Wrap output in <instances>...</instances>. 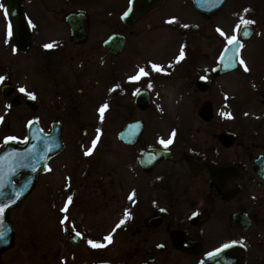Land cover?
Masks as SVG:
<instances>
[{"label":"flooded vegetation","instance_id":"obj_1","mask_svg":"<svg viewBox=\"0 0 264 264\" xmlns=\"http://www.w3.org/2000/svg\"><path fill=\"white\" fill-rule=\"evenodd\" d=\"M164 2L132 24L120 19L122 25L132 27ZM127 7L128 3L124 10ZM68 11L85 16V30L80 37L73 36L64 18ZM68 11L63 14L60 32L49 34L46 39L38 37L30 24L31 45L25 51L18 48L23 52L35 50L34 54L45 60L44 68L49 75L60 77L49 80L46 86L47 94L55 100L54 112L44 118L48 128L43 130L49 131L52 122L58 121L63 138L69 116V126H78L81 132L71 144L76 153H86L94 147L96 152L101 144L93 147L94 138L86 139L91 136L86 126L101 124L105 119L88 118L89 105L96 104L97 108L110 103L127 110L131 104L141 111L154 105L160 115L150 133L144 118L134 116L123 121L115 137L126 148L140 144L133 153L124 149L113 151V141H106L113 171L119 168L121 171L115 177L111 175L108 184L114 187L110 188L113 191L105 203L112 202L117 208L114 216L108 218L107 227L100 223V228L93 231L92 242L104 245L108 242L105 237H121L114 247L122 253L139 254L138 264H264V66L255 68L252 62L248 64L246 56L254 28L250 37L241 41L234 66L226 69L220 66L218 58L230 37L214 56L209 53L205 38L201 42L170 40L161 45L164 52L160 54L141 53L147 48L145 42L141 40L131 49L129 33L123 28L110 23L104 33L95 34L86 9ZM113 33L123 36L117 53L104 45ZM49 44L53 47H44ZM241 60L245 63L241 64ZM135 61L134 67L143 68L147 75L138 79L141 86L130 97L128 89L136 82L130 78L139 74V70L135 73L136 70L130 69ZM153 65L160 71L153 70ZM232 72L239 74L230 77ZM4 83L13 87L12 93L6 95L11 103V98L17 95L15 87L5 79L0 84L1 93ZM117 88H120L118 96L114 94ZM139 90L147 91L149 105L145 109L135 102ZM34 104L35 109L28 107L36 111V98ZM35 116L29 120L36 119L41 124L40 115ZM135 118L142 121L141 133L134 143L123 142L117 133L125 122ZM169 139L172 142L165 147L161 141ZM66 147L63 138V148L58 153L70 146ZM149 147L160 148L162 152L144 153ZM124 171L130 174V179ZM21 176L23 172L14 181ZM13 227V245L0 252V264H16L11 253L16 243L14 221ZM100 248L110 252L109 248ZM93 263L127 264L106 260Z\"/></svg>","mask_w":264,"mask_h":264},{"label":"rangeland","instance_id":"obj_2","mask_svg":"<svg viewBox=\"0 0 264 264\" xmlns=\"http://www.w3.org/2000/svg\"><path fill=\"white\" fill-rule=\"evenodd\" d=\"M4 1L0 0V5H3V8H0V77H3L0 84L9 79L15 87L14 93L21 101L11 104L10 97L0 92V143L8 137L23 141L27 121L34 114L40 115L42 128H48L44 118L48 113L54 112L52 101L55 98L47 94L46 86L49 80L60 79L59 76L49 75L44 68L45 60L37 53L34 54L35 50L23 52L14 46L9 34V21L4 13ZM127 3L128 0H27L23 2V9L33 32L41 39L60 32L59 29L64 26L63 14L66 11L84 8L89 12L95 34L104 33L107 26L112 23L129 33L128 45L131 49L133 45H138L143 40L147 46L145 43L143 45L147 48L141 53L155 55L164 52L161 45L170 40L174 43L181 39L187 42L189 40L201 42L205 38L209 53L214 56L222 43L236 34L238 25L251 21L255 33L248 42L250 45L249 52H246L248 64L249 61L252 62L257 69L264 66V54H261L264 51V0H225L217 11L208 16L201 15L192 6L191 0H165L158 9L134 23L132 27L122 25L120 20ZM135 57L139 58L137 54ZM134 64L137 62L131 63L130 69L136 70L137 73L139 69L137 65L134 67ZM238 74L232 72L229 76ZM135 81L133 88L128 89L130 97L141 86L138 80ZM20 89L24 91L21 92ZM119 89H115L114 92L117 96ZM26 95L35 96L38 105L36 111L23 103ZM95 105L88 106L87 117L105 120L102 121L103 124L93 123L86 126L91 135L86 139L90 140L93 137L96 140L95 146L97 144L101 146L96 152L95 147L91 148L89 155L76 153L71 144L74 143L76 135L81 134L80 127L69 126L68 116L65 120L63 138L67 142V147H70L68 149L66 147L67 150L58 153L49 161L48 169L40 175L38 183L27 199L11 213L16 230V243L11 253L16 264H92L99 260L138 264L140 261L139 254L122 253V250L114 247L121 242V237L111 238V242L108 241L102 246L109 248L110 252L93 247L89 241H93V231L100 228V223L105 227L109 225L108 218L114 216L113 212L117 208L112 202L105 203L113 191L110 188L114 187L108 184L111 175L115 177V173L121 171V168L113 171L106 141H113V151L123 149L131 153L137 151L140 147L138 143L129 148L118 143L116 131L125 119L135 116L147 121L146 129L147 133H150L157 125L159 110L152 105L141 111L132 108L131 104L130 108L122 110L121 106L109 103L101 118L98 111L101 106L95 108ZM67 114L69 115L68 112ZM124 174L130 179L129 173L124 171ZM69 197L72 198L70 202ZM66 203L67 210L61 211ZM62 220L65 221L63 224ZM67 227L81 233L82 237L78 243L72 244L68 240L64 231Z\"/></svg>","mask_w":264,"mask_h":264},{"label":"water","instance_id":"obj_3","mask_svg":"<svg viewBox=\"0 0 264 264\" xmlns=\"http://www.w3.org/2000/svg\"><path fill=\"white\" fill-rule=\"evenodd\" d=\"M24 0H5L4 11L8 13L9 26L14 44L22 50H28L31 45V26L26 18L22 6ZM163 0H129L128 8L121 14V19L126 24H132L134 20L142 17L151 8L162 3ZM224 0H192L194 6L204 15H209L217 11ZM69 23L73 36L80 37L85 30V16L83 13L68 11L64 15ZM247 35H244V32ZM253 28L249 23L240 25L237 33V41L233 44L224 45L220 52L218 61L222 68H232L235 64L242 39L248 38L252 34ZM123 36L113 33L105 40L104 45L113 53L118 52ZM13 87L10 83H4L1 91L4 95H10ZM19 97L14 95L11 98L12 104L19 102ZM35 98L27 95L24 103L35 109ZM136 104L145 109L149 105L147 91L139 90L135 97ZM142 129V121L138 118L131 119L122 125L117 135L119 139L126 143H134L139 137ZM63 148L61 136V125L58 121H53L48 132L43 131L36 119L27 122L26 137L23 142L16 140H6L0 148V206L5 207L2 217H0V252L11 247L14 241V228L11 219V210L21 204L23 199L34 189L41 173L47 169V161ZM157 147H149L144 153H161ZM23 176L18 181L14 177ZM77 231L68 228L67 236L72 243H77L81 235ZM105 264V263H97Z\"/></svg>","mask_w":264,"mask_h":264},{"label":"snow or ice","instance_id":"obj_4","mask_svg":"<svg viewBox=\"0 0 264 264\" xmlns=\"http://www.w3.org/2000/svg\"><path fill=\"white\" fill-rule=\"evenodd\" d=\"M0 8H3V5H0ZM7 15H8V13H7V11H6V12H5V16L7 17ZM170 22H171V21H170ZM244 23H252V22H251V21H245ZM185 27H186V26H185ZM239 27H240V26L238 25L237 28H239ZM218 31H219V29H218ZM9 34H11V29H10V27H9ZM221 34L223 35V33H221ZM247 34H248V33L245 31V32H244V35H247ZM236 41H237V37H236L235 35H233L232 37L229 38V40H228L227 42H228V44H233V43H235ZM44 47H46V48H51V47H53V45L49 44V45H45ZM181 55H183V49L181 50ZM240 63L243 64L244 62L241 60ZM152 67H153V70L160 71V68H159L158 66L153 65ZM247 70H248V69L245 68V71H247ZM144 75H147V73L145 72V70H144L143 68H141V69H139V74H138L137 76H135V77L130 78V79H132V80H138V79H140L141 76H144ZM2 80H3V77H0V81H2ZM20 91L23 92L24 89H20ZM106 108H107V104H105V105H103V106H101V107L99 108L98 111H99V113H100V115H101V118H103V113H104V111H105ZM98 131H99V130H98ZM173 135H174V133H173ZM7 139H8V140H11V139H14V138H7ZM171 142H172L171 139H169L167 142L161 141V143H164L165 147H167V145L170 144ZM95 144H96V140L93 141V147L95 146ZM89 154H91V149H90L88 152L85 153V155H89ZM132 195H134V194H132ZM132 195L129 196V199L132 198ZM71 199H72V198L69 197V198H68V201L70 202ZM5 207H7V205L0 206V217H2V215H3V213H4V210H5ZM66 210H67V203H66V205H65V208L61 209V211H66ZM193 215H196V214L194 213ZM126 218H127V214H126ZM64 222H65L64 220L61 221L62 224H63ZM123 223H124V220H121V221H120V224H123ZM0 224H2V221H0ZM120 224H118L117 227H120ZM2 235H3V233L0 232V236H2ZM77 235H79V234L77 233ZM105 240L111 242V236L105 237ZM89 244L92 245L93 247H102V246H104V245H101V244H94L92 241H89ZM225 247H228V245H225ZM218 251H219V250H218Z\"/></svg>","mask_w":264,"mask_h":264}]
</instances>
